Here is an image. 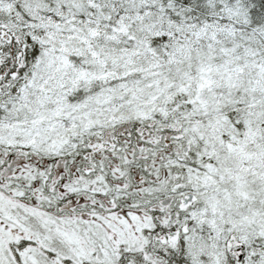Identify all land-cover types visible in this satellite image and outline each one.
<instances>
[{
	"label": "snow or ice",
	"instance_id": "obj_1",
	"mask_svg": "<svg viewBox=\"0 0 264 264\" xmlns=\"http://www.w3.org/2000/svg\"><path fill=\"white\" fill-rule=\"evenodd\" d=\"M0 264H264V0H0Z\"/></svg>",
	"mask_w": 264,
	"mask_h": 264
}]
</instances>
